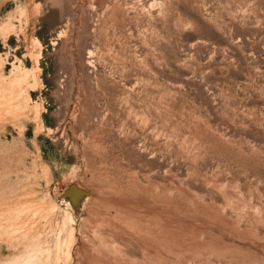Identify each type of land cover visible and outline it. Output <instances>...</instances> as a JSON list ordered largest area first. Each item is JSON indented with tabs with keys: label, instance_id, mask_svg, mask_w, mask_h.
<instances>
[{
	"label": "rangeland",
	"instance_id": "obj_1",
	"mask_svg": "<svg viewBox=\"0 0 264 264\" xmlns=\"http://www.w3.org/2000/svg\"><path fill=\"white\" fill-rule=\"evenodd\" d=\"M0 264H264V0H0Z\"/></svg>",
	"mask_w": 264,
	"mask_h": 264
}]
</instances>
